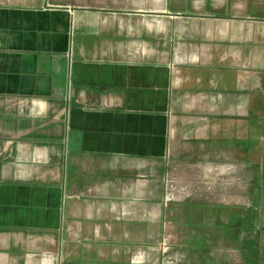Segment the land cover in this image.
<instances>
[{"label": "crops", "instance_id": "obj_1", "mask_svg": "<svg viewBox=\"0 0 264 264\" xmlns=\"http://www.w3.org/2000/svg\"><path fill=\"white\" fill-rule=\"evenodd\" d=\"M261 34L258 0H0V264H264ZM230 150L249 198L160 186Z\"/></svg>", "mask_w": 264, "mask_h": 264}, {"label": "rangeland", "instance_id": "obj_2", "mask_svg": "<svg viewBox=\"0 0 264 264\" xmlns=\"http://www.w3.org/2000/svg\"><path fill=\"white\" fill-rule=\"evenodd\" d=\"M258 1H261L264 6V0ZM257 15L260 16L259 14ZM241 37L246 39L249 38V36ZM253 44L256 46V56L252 59L251 65H254L255 68L254 76L258 80H261L264 79V34L256 36V39ZM251 120L253 123L258 122L259 120L264 121V112L259 115L252 114ZM235 142L237 143L238 141ZM237 144H239V142ZM255 144L256 141H249L244 143L242 142L241 145H243L244 147H249ZM259 144L262 147L261 149L264 155V141H259ZM260 154V150L257 149L254 153V158H258ZM243 158L244 154L242 152L240 155H238L236 154V151L235 153H233L230 150L229 152H226L225 155L219 154L215 159L208 158L206 161L196 164L184 163V161L178 159V162L172 163V168H174L173 171H171L170 169L168 175H166L165 177L162 176L160 180V186L163 189H167L168 191L170 189L174 190L176 194L175 196L170 195V198L175 197V199L179 201L185 200L187 196L193 193L194 184H191V180L185 177L183 173V168L187 165H195L196 169L202 172L204 171V175H199L201 178H199L198 180L205 187L213 189L216 188V185L223 184L224 188L227 191L232 192L233 184L237 182L240 183L241 186L239 192L240 194H238V197L246 198L251 195V189L254 182L253 178L256 173V168L250 167L249 164L243 160ZM234 174H236V177L233 176ZM167 190L165 191L167 192Z\"/></svg>", "mask_w": 264, "mask_h": 264}]
</instances>
